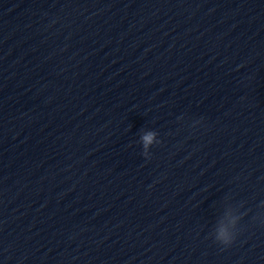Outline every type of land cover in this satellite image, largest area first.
<instances>
[{"label":"clouds","instance_id":"clouds-1","mask_svg":"<svg viewBox=\"0 0 264 264\" xmlns=\"http://www.w3.org/2000/svg\"><path fill=\"white\" fill-rule=\"evenodd\" d=\"M152 139L153 135L151 133L143 137L145 147H147V145L152 142ZM219 239H221L226 244L231 242L230 238L224 232L220 233Z\"/></svg>","mask_w":264,"mask_h":264}]
</instances>
